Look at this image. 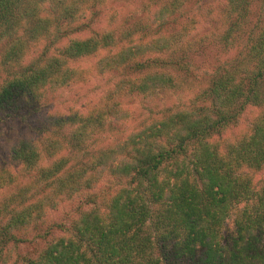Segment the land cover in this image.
I'll use <instances>...</instances> for the list:
<instances>
[{
  "label": "trees",
  "instance_id": "trees-1",
  "mask_svg": "<svg viewBox=\"0 0 264 264\" xmlns=\"http://www.w3.org/2000/svg\"><path fill=\"white\" fill-rule=\"evenodd\" d=\"M223 1L226 27L195 38L185 0L122 18L116 0H0V128L37 132L0 163V264H264V0L255 21ZM232 44L187 105L138 118ZM95 76V99L61 108Z\"/></svg>",
  "mask_w": 264,
  "mask_h": 264
},
{
  "label": "rangeland",
  "instance_id": "rangeland-1",
  "mask_svg": "<svg viewBox=\"0 0 264 264\" xmlns=\"http://www.w3.org/2000/svg\"><path fill=\"white\" fill-rule=\"evenodd\" d=\"M112 7L109 8L110 12L119 11L120 18L124 17L126 14L132 13L133 17H136L142 13L141 7L145 2L148 4V9H153L155 4L163 3L165 0H116ZM259 1L251 0L250 13L251 18L255 21L258 11H259ZM186 4L184 6L185 15L194 16L195 24L192 26L195 28V38H200L204 36L207 31H211L213 27H217L218 30H223L226 27V22H223V12L224 7L223 0H185ZM262 3V2H261ZM229 14L226 13V17ZM222 20V21H221ZM219 21V22H218ZM221 21V22H220ZM226 21V18H225ZM189 36V35H188ZM239 41V40H238ZM243 42V41H242ZM243 45V44H242ZM231 48H226L225 46L213 47L207 46L205 52V58L202 57V62H197V67L193 70L196 76V81L191 80L190 85L184 87L185 89L175 91L173 93H165L160 96L151 105L144 106L139 109L137 114H141L139 119L143 117H150L154 114H159L160 110L163 108H176L187 105L190 99L194 96L195 91L200 90L204 87L209 80V76L212 70L215 68L218 62L228 59L235 54L237 45H231ZM95 63V58H88L82 61V64L86 67H91ZM96 77V76H95ZM91 77L86 83L80 84L71 91H63L57 97L59 100V105L61 108H67V106H78L87 105L89 101L100 94V91L105 87V79L98 77ZM195 87V88H194ZM189 88V89H188ZM150 109V110H149ZM258 107L249 106L240 114L238 123L236 125L230 126L224 133L227 138H235L239 136L244 131L248 132L251 126L252 120L258 112ZM0 132V163L4 162V156L7 154V147L13 140L22 138V136L35 135L37 132L34 130L35 121L33 116H27L26 118H17L1 123ZM260 174L256 177L258 178ZM11 187L10 189H13ZM229 224V222H228Z\"/></svg>",
  "mask_w": 264,
  "mask_h": 264
}]
</instances>
